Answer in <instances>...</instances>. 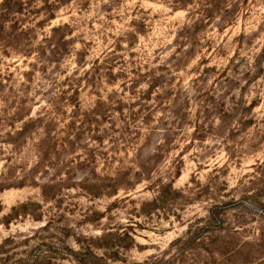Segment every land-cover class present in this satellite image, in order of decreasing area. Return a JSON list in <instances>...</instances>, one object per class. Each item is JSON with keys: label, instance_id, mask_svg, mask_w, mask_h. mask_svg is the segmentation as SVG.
Instances as JSON below:
<instances>
[{"label": "rangeland", "instance_id": "1", "mask_svg": "<svg viewBox=\"0 0 264 264\" xmlns=\"http://www.w3.org/2000/svg\"><path fill=\"white\" fill-rule=\"evenodd\" d=\"M4 3L0 264H264V0Z\"/></svg>", "mask_w": 264, "mask_h": 264}, {"label": "trees", "instance_id": "2", "mask_svg": "<svg viewBox=\"0 0 264 264\" xmlns=\"http://www.w3.org/2000/svg\"><path fill=\"white\" fill-rule=\"evenodd\" d=\"M6 2H7V4L8 3H10L11 1H19L20 2V0H5ZM45 3H46V1H45ZM7 4H5L4 3V6H6ZM22 7V6H21ZM7 9V8H6ZM22 11V10H21ZM18 14H20L21 15V12H18ZM195 16L194 15H191L190 16V18H194ZM47 18H49L50 20H52L53 19V17L52 16H48ZM202 18H204L203 20L201 19V16H200V19H195V21L191 24V25H189V26H184L183 28H182V30H188L189 28H191L192 26H194L195 24H198V23H203L204 22V20H206V19H209L210 18V16H203L202 15ZM222 25H229L230 23H226L225 22V20L224 21H222ZM3 24H1L0 25V32L3 30ZM54 30V32H56L57 30H55V29H53ZM19 32H23V28H20L19 29ZM187 39V38H186ZM53 48H55L54 46H53ZM166 186L165 187H159V190H158V195H157V197H160V196H162V194H166L167 192H166ZM168 189V188H167ZM96 195V194H95ZM98 195V194H97ZM156 197V198H157ZM262 207V206H261ZM219 210H220V208L218 207V208H216V206H214L212 209H210V211H209V218H208V222H207V224H206V226H207V228H209V226L213 223V222H215L217 219H218V215L220 216V212H219ZM199 236H200V234H199ZM186 242H187V240H186ZM189 242H191V243H194V238H191L189 241H188V243ZM187 243V244H188ZM82 252H84V253H79L78 255H77V258H80L81 259V262H82V264H85L84 262L85 261H89L90 262V264H92V260H94L95 258H94V254L92 253V252H90L89 250H82ZM80 262V263H81Z\"/></svg>", "mask_w": 264, "mask_h": 264}]
</instances>
